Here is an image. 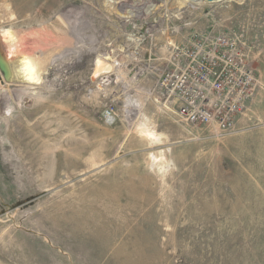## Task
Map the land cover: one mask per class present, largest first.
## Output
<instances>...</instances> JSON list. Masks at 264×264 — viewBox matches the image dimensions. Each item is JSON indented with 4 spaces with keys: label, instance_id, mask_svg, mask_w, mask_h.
<instances>
[{
    "label": "rangeland",
    "instance_id": "374dc122",
    "mask_svg": "<svg viewBox=\"0 0 264 264\" xmlns=\"http://www.w3.org/2000/svg\"><path fill=\"white\" fill-rule=\"evenodd\" d=\"M207 33L243 34L258 84L231 132L154 93ZM18 45L45 69L0 72V264H264V0H0Z\"/></svg>",
    "mask_w": 264,
    "mask_h": 264
},
{
    "label": "built area",
    "instance_id": "2783aa9c",
    "mask_svg": "<svg viewBox=\"0 0 264 264\" xmlns=\"http://www.w3.org/2000/svg\"><path fill=\"white\" fill-rule=\"evenodd\" d=\"M243 37L207 33L191 45H171L167 68L156 67L154 93L158 100L166 106L173 104L179 119L189 126L231 132L258 89L255 72L242 49ZM107 79L102 85L110 83ZM130 105L129 99L127 112L133 111ZM104 118L111 122L114 111L106 110Z\"/></svg>",
    "mask_w": 264,
    "mask_h": 264
},
{
    "label": "bare ground",
    "instance_id": "6f19581e",
    "mask_svg": "<svg viewBox=\"0 0 264 264\" xmlns=\"http://www.w3.org/2000/svg\"><path fill=\"white\" fill-rule=\"evenodd\" d=\"M127 12L128 13L126 14H129L130 11ZM7 36L10 37V42L12 43V47H13L17 43V38L15 37L14 34H12L11 31L7 32ZM15 53L17 55L14 58L11 57V59L3 58L0 55V72L2 74V78L13 85L21 84L25 88H30L33 85H38L40 83L41 75L43 74V71L45 69L44 67H42L43 59L37 61L31 58L30 55L22 53L19 49V45L15 48ZM111 60H112L111 58H106L104 60H97L96 70L97 71H100L101 69L103 70L104 62ZM109 66L110 65H107L105 70L109 69L110 68ZM25 88L24 90L26 91ZM135 112L131 111L130 115L134 114ZM150 135L154 136L153 133H151Z\"/></svg>",
    "mask_w": 264,
    "mask_h": 264
},
{
    "label": "water",
    "instance_id": "95a60500",
    "mask_svg": "<svg viewBox=\"0 0 264 264\" xmlns=\"http://www.w3.org/2000/svg\"><path fill=\"white\" fill-rule=\"evenodd\" d=\"M207 2H217V1H221V0H205Z\"/></svg>",
    "mask_w": 264,
    "mask_h": 264
},
{
    "label": "crops",
    "instance_id": "0c3cea01",
    "mask_svg": "<svg viewBox=\"0 0 264 264\" xmlns=\"http://www.w3.org/2000/svg\"><path fill=\"white\" fill-rule=\"evenodd\" d=\"M254 103H255V101H254ZM253 107V105L251 104V108Z\"/></svg>",
    "mask_w": 264,
    "mask_h": 264
}]
</instances>
